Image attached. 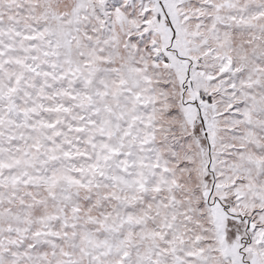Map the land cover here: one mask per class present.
<instances>
[{
	"label": "snow or ice",
	"instance_id": "1",
	"mask_svg": "<svg viewBox=\"0 0 264 264\" xmlns=\"http://www.w3.org/2000/svg\"><path fill=\"white\" fill-rule=\"evenodd\" d=\"M0 264H264V0H0Z\"/></svg>",
	"mask_w": 264,
	"mask_h": 264
}]
</instances>
